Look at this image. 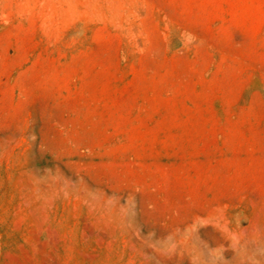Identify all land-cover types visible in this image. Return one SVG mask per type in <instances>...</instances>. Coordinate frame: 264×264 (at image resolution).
I'll return each instance as SVG.
<instances>
[{
    "label": "rangeland",
    "instance_id": "rangeland-1",
    "mask_svg": "<svg viewBox=\"0 0 264 264\" xmlns=\"http://www.w3.org/2000/svg\"><path fill=\"white\" fill-rule=\"evenodd\" d=\"M0 264H264V0H0Z\"/></svg>",
    "mask_w": 264,
    "mask_h": 264
}]
</instances>
